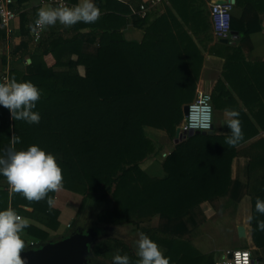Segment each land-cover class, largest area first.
<instances>
[{
	"label": "trees",
	"instance_id": "1",
	"mask_svg": "<svg viewBox=\"0 0 264 264\" xmlns=\"http://www.w3.org/2000/svg\"><path fill=\"white\" fill-rule=\"evenodd\" d=\"M14 2L15 8L23 7L27 0ZM187 2L192 5L196 0ZM95 3L101 12L109 13L94 24L71 26L65 33H44L37 45L25 48L32 63L26 71H11L10 80L31 81L42 90L34 109L41 120L32 125L15 121L10 110L0 106V154L10 147L26 150L38 145L56 157L63 189L83 197L73 225L82 233L95 229L99 234L95 239L102 240L86 264H112L117 254H126L131 264H138L136 251L125 238L103 234L107 227L131 225L132 231L154 240L170 264H217L214 254H203L193 246L190 237L198 226L195 210L232 191V164L238 147L258 134L250 117L238 107L235 94L252 114H264V63L248 64L240 49L218 44L216 53L225 59L224 80L219 79L212 92L213 106L215 112L232 109L240 113L244 139L232 147L225 143L227 136L197 133L175 144L177 129L185 120L184 108L196 98L204 62L193 39L207 34L209 28L202 11H194V25L185 22L192 35L168 12L149 27L148 17L134 22L144 34L140 41L129 42L122 34L128 20L118 14L130 12L128 6L116 0ZM235 6L242 9V15L237 18L233 13L231 32L244 37L259 33L264 0H237ZM36 14L37 10L20 15L24 37H30L28 26ZM84 29L91 33L83 34ZM5 34L0 30V40ZM257 121L264 129V123ZM147 128L164 132L174 145L163 162V177H152L142 169L156 154ZM13 136L21 142L12 145ZM257 163L263 164L264 158L250 165L249 175ZM261 178L258 187L247 190L255 217L252 238L258 250H264V231L256 228V220L264 216L255 211L257 198L264 199V173ZM5 184L0 177V210L10 207L49 229L57 228L60 212L49 209L46 199L29 202L22 194L10 195ZM236 185L233 194L240 187ZM55 195L49 193L54 199ZM155 219L159 222L153 227ZM21 235L26 248L32 239L40 245L48 240L46 232L31 225Z\"/></svg>",
	"mask_w": 264,
	"mask_h": 264
},
{
	"label": "crops",
	"instance_id": "2",
	"mask_svg": "<svg viewBox=\"0 0 264 264\" xmlns=\"http://www.w3.org/2000/svg\"><path fill=\"white\" fill-rule=\"evenodd\" d=\"M120 4L124 6H128L130 12L118 13L122 18H126L128 20V25L122 30V34L124 38L131 41H140L143 38L144 30L137 29L134 27V22L138 19H143L148 17V22L146 27L153 25V23L164 16L166 13L171 12L175 18L180 22L188 30V25L186 23L195 24L193 16L194 11H202V17H204L206 23H208L207 34L203 33L199 36H193L194 41L196 42L199 50L201 51L204 62L201 70V75L197 84V93L200 90H206L209 92H213L215 86L219 79H223V71H224V62L222 54L218 55L216 51L218 50V44H223L226 46H232L235 49H240L242 55L244 57V61L251 65L255 63H264V10L260 12V20H261V31L259 33H255L249 35L248 37H244L243 35H239L237 33H232L230 39H227L228 42L220 41L214 34V27L211 20V7L217 1H231L234 0H196L192 5L187 0H116ZM235 0V3L236 4ZM68 6L76 5L80 2V0H67ZM58 4L50 3V0H27L23 7L16 6L15 10L18 14V19L13 25V32L5 36L0 40V83L2 81L3 75H9L11 71L14 69H20L21 71H26L25 69L31 65L32 61L29 56L26 55L25 48H32L35 46V43L32 40V33L30 32V37H24L22 35L21 28V20L20 15L25 12H30L34 10H38L40 7H57ZM142 6H145L147 11L146 15L141 9ZM123 11V8H118ZM108 11H103L101 16H105L108 14ZM234 15L237 18H240L242 15V9L239 7L234 8ZM124 14V15H123ZM186 22V23H185ZM34 23V22H33ZM32 23V24H33ZM71 27H65L62 25L49 26L45 28V33L47 36L51 32L60 31V33H65L64 30ZM189 31V30H188ZM83 34L89 35L91 33V29H84L81 31ZM190 32V31H189ZM190 35L192 33L190 32ZM27 43V44H26ZM26 44V47L22 45ZM37 45V44H36ZM25 46V45H24ZM21 47V49L17 52V49ZM220 50V48H219ZM222 52V51H221ZM16 53V55H15ZM222 56V57H221ZM80 74L84 76L85 70L83 67L79 68ZM228 89L231 90V87L227 84ZM196 93V96H197ZM235 98L237 101V105L239 108L243 109L245 113L250 117V120L254 124L255 129L258 131V134L251 140L245 142L244 144L238 147V153L232 164V191L225 198L216 199L213 202H206L201 205L199 208L195 210V215L197 218L198 226L194 232H199V236L197 235L193 240V246L197 248L203 254H214L215 260L217 264H221L225 258L228 251H233L230 247H220L210 245L209 242L202 240L201 237L204 231L202 232L201 227H204L203 223L206 219L204 217L203 208L206 205L217 204V203H226L229 207L230 211L234 214V235L238 239V227L243 226L246 231L247 237L242 239L243 248L249 250L251 254H253L254 260L258 262V264H264V250H258L255 246L252 238V226L248 221V217L252 216V198L248 195V187H258L259 181L262 179L261 176L264 173V163H257L256 167H254L252 175L248 174L250 169V165L260 158H264V129L257 121L259 119L264 123V114L255 115L249 111L243 101L235 94ZM196 99V98H195ZM259 112V107L256 108L255 113ZM221 116L216 120L214 127V134L216 136H228L230 134V130L226 125L228 117L225 115V110L218 111ZM146 134L148 137L152 139L156 147V154L149 157L147 161L142 164V169L152 177H163L165 175L163 170V162L164 160L174 151V145L168 142L167 135L155 129H146ZM161 135V136H160ZM158 136V137H157ZM160 136V137H159ZM162 137V138H161ZM161 140L165 139V143L159 144ZM157 139V140H156ZM253 166V165H252ZM253 168V167H252ZM236 184L240 185L238 187L237 193L233 194L235 190ZM5 186L9 190V186L6 182ZM65 189H62L59 192H56L55 195V206L54 208L60 212L58 218V226L56 229H49L43 226L41 223L32 219L28 216L22 215V217L27 218L29 224L35 228H38L48 234V240L40 245L41 243L38 240L32 239L29 241V246L23 249L20 253L21 258L25 261V264H40L38 260V254L44 253L49 250L51 247L66 242L74 236H78L82 241L83 246H87L88 256L91 253V250H95L97 247L99 248L102 240L95 239L97 235V231L95 229L89 228L87 233H82L80 228H75L73 225L79 216V210L83 203V197L76 194V197L72 193ZM212 206V205H211ZM24 209L28 212H32L33 209L24 207ZM204 215H203V214ZM208 220V218H207ZM129 226L124 227H107L104 228V236L111 237L114 233L125 238L128 242L129 246H136V241L133 238L134 231L133 228L130 230L127 228ZM153 227H155L153 225ZM127 228V229H125ZM75 229V230H74ZM79 231H78V230ZM125 229V230H123ZM122 232V233H121ZM137 231H135L136 233ZM193 232V233H194ZM192 233V236H193ZM74 237V238H78ZM90 241H93L91 244ZM35 242L40 246H30L31 243ZM88 248L89 251H88ZM238 250V249H236ZM86 257V259L88 258ZM37 257V258H36ZM85 261L84 264H86Z\"/></svg>",
	"mask_w": 264,
	"mask_h": 264
},
{
	"label": "clouds",
	"instance_id": "3",
	"mask_svg": "<svg viewBox=\"0 0 264 264\" xmlns=\"http://www.w3.org/2000/svg\"><path fill=\"white\" fill-rule=\"evenodd\" d=\"M101 15L95 0H80L73 6L61 4L57 7H40L34 23L28 27L38 40L41 31L49 26L94 24ZM41 95L42 90L31 81L18 82L13 77L6 83H0V106L9 109L15 121H24L30 125L39 124L41 116L34 109ZM225 115L228 117L226 125L230 130L225 143L235 147L244 139L240 113L225 109ZM11 142L15 145L21 141L19 136H13ZM0 177L6 180L10 195L22 194L29 202L46 199L49 209L55 206V199L49 196V193L59 192L64 187L62 168L56 157L38 145H31L26 150L10 147L5 154H0ZM255 211L264 216V199L257 198ZM254 219L253 216L248 217L250 223ZM28 227V219L12 208L0 210V264H25L20 253L26 248V242L21 234ZM256 228L264 231V220L257 219ZM136 255L139 258L138 264H170V258L143 232L139 233L136 241ZM112 264H131V260L126 254H117L113 256Z\"/></svg>",
	"mask_w": 264,
	"mask_h": 264
},
{
	"label": "built area",
	"instance_id": "4",
	"mask_svg": "<svg viewBox=\"0 0 264 264\" xmlns=\"http://www.w3.org/2000/svg\"><path fill=\"white\" fill-rule=\"evenodd\" d=\"M50 3L61 4L68 6L67 0H50ZM14 0H0V30H4L6 34L10 35L13 32V25L18 19L14 7ZM235 4L231 1H223L221 3L215 2L211 7V20L214 27L215 36L221 41L230 39L231 32V18L234 12ZM144 16L146 15V7H141ZM45 29L41 31L40 38L37 40L32 33V40L38 44ZM10 81L9 75H3L1 83ZM189 112L185 116L183 132H209L215 127V108L213 106L212 92L200 90L197 93L196 99L188 105ZM35 246V243H31ZM225 260L221 264H253V257L249 250L238 249L228 251Z\"/></svg>",
	"mask_w": 264,
	"mask_h": 264
},
{
	"label": "rangeland",
	"instance_id": "5",
	"mask_svg": "<svg viewBox=\"0 0 264 264\" xmlns=\"http://www.w3.org/2000/svg\"><path fill=\"white\" fill-rule=\"evenodd\" d=\"M219 116L221 115L215 112V117H216L215 123H217L216 120L219 118ZM180 128L181 129L184 128V123L180 126ZM161 138L159 140L160 141L159 144L165 143V139L161 140ZM169 141L170 140H168V142ZM170 143L172 144L171 141ZM73 195L76 197V194H73ZM76 198L78 199V197ZM211 205H206V207L203 208L205 215L203 213L202 214L204 215L206 219H203L204 227H201V230L202 232L204 231L202 235H205L206 237L202 236L201 239L205 240L206 242H209L210 245L217 246V248L226 246V247H230L233 250L242 249L243 248L242 239H238L234 235V222H235L234 214L230 211L226 203L224 204L217 203V204H211ZM158 222L159 221L155 219L154 222L151 223V225L157 226ZM133 227L134 226L131 225L127 228L130 230V228L132 229ZM197 235L199 236V232L198 231L194 232L193 236L190 237L191 240H193ZM74 237H78V236H74ZM133 238L137 240L139 238V232H136V233L134 232ZM72 239H74L75 242L80 243L81 245L83 243V241L79 237L72 238ZM132 247L136 251V246H132ZM252 257L254 258L255 256L252 254Z\"/></svg>",
	"mask_w": 264,
	"mask_h": 264
},
{
	"label": "water",
	"instance_id": "6",
	"mask_svg": "<svg viewBox=\"0 0 264 264\" xmlns=\"http://www.w3.org/2000/svg\"><path fill=\"white\" fill-rule=\"evenodd\" d=\"M219 3L223 1H217ZM235 3V0L233 1ZM222 42H228L227 39L221 40ZM189 106H185L184 114L185 116L188 115ZM197 133H202L203 135H213L214 130L209 132H189L186 134L183 132V129L180 127L177 129L175 144L181 142L185 136H193ZM238 236L240 239H245L247 237L245 228L243 226L238 227ZM74 238V237H72ZM90 242V240H89ZM44 253L38 254V260L40 264H84L86 261V257L88 256L87 253V246H83L80 243L75 242L74 239H70L66 242L59 243ZM37 258V257H36ZM253 264H258L256 260H253Z\"/></svg>",
	"mask_w": 264,
	"mask_h": 264
}]
</instances>
